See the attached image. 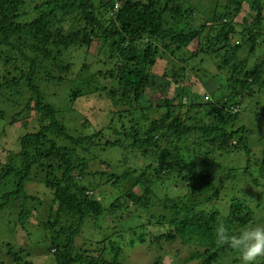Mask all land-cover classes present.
I'll use <instances>...</instances> for the list:
<instances>
[{
  "label": "trees",
  "instance_id": "16d2710c",
  "mask_svg": "<svg viewBox=\"0 0 264 264\" xmlns=\"http://www.w3.org/2000/svg\"><path fill=\"white\" fill-rule=\"evenodd\" d=\"M186 2L189 0H0V67L4 65L0 102L5 108L0 109V117L9 114L11 124L23 121L25 127L35 119L38 122L36 131L19 138L17 150L0 156V215L19 202L17 221L12 213L9 216L20 224L30 220L46 201L27 190L37 176H44L38 182L52 191L53 198L40 227L50 233L46 238L56 264H126L123 244L155 247L161 252L166 244H175L199 264L225 260L237 264L241 260L235 250L217 243L215 227L225 223L233 232L239 231L253 222V210L234 199L229 213L222 212L216 201L222 188L216 184L211 165L205 166L204 155L222 146L251 152L246 127L237 125L241 109L236 100L243 94H264V60L251 65L252 57L241 58L246 44L251 55L264 49V0H207L205 10L200 5L187 7ZM245 6L248 15L240 24L237 17ZM181 19L190 20L191 28L183 29ZM96 42L102 44L108 59H117L110 72L99 71L115 81L111 100L117 118L112 117L107 128L92 131L87 118L81 119L80 127L66 123L64 108L46 100L39 76L46 63L68 73L73 49L88 51ZM193 42L198 48L191 54L199 64H213L225 75L220 89H229V96L223 94L218 102L205 104L216 112L226 110V116L217 113L212 120L200 109L191 114L199 104L183 113L176 104L179 96L162 88L157 92L161 98L146 97V87L153 83L149 70L157 53L163 50L175 57L184 50L180 69L185 72L191 65L186 49ZM173 72L177 78L183 76L176 69ZM45 75L48 83L58 85L64 80L49 72ZM77 96V92L67 94L66 100L73 104ZM110 148L119 149L125 161H133L132 167L121 175L89 172V161L80 151L99 157L100 149ZM137 158L142 162L135 161ZM263 163L259 162L264 168ZM253 164L257 163L249 159L245 172ZM95 173L106 188L110 181L115 187L109 188L116 197L110 206L105 204L104 188L86 183ZM122 182L132 184L124 193L116 189ZM91 187L104 197L95 196ZM136 187L142 188L140 193ZM120 196L128 204L118 201ZM123 209L135 212L129 231L110 234L111 226H100L105 215L115 223ZM85 228L92 234V246L78 249L75 242ZM4 245L16 263L34 264L27 259L29 247ZM168 251L174 253V248ZM0 264L7 263L0 258ZM152 264H164L162 257ZM258 264H264V258Z\"/></svg>",
  "mask_w": 264,
  "mask_h": 264
},
{
  "label": "rangeland",
  "instance_id": "374dc122",
  "mask_svg": "<svg viewBox=\"0 0 264 264\" xmlns=\"http://www.w3.org/2000/svg\"><path fill=\"white\" fill-rule=\"evenodd\" d=\"M207 0H189L186 2V6H198V8L206 9L209 4L205 5ZM251 12V9L249 8ZM256 14V13H255ZM264 14V10H263ZM248 15L247 6L244 7V11L237 17L238 23L242 24L243 18ZM181 27L185 30L191 28V21L181 19ZM193 24L199 25L193 21ZM148 41V38L146 39ZM236 41V38L234 39ZM247 48L244 51V57H252L250 60L251 65H256L264 60V49H258L253 55L249 54L250 45L246 44ZM198 48V44L191 43L187 47L186 58L191 61V65L187 66L185 72H181L180 67L184 66L182 59L184 58V50L182 52H176L175 57L170 53H166L160 50L155 58V63L149 70L150 80L152 84L146 87V97L151 99H159L161 95L157 93L160 88L166 89L169 94L178 95L176 104L181 106V111L187 112L191 105H200V108L192 110L191 114L195 115L198 110H201V114L205 117L215 119V115L218 113L221 116H226V110L216 112L212 106L205 103H212L215 100L218 102L219 98L229 96V89L221 90V83H225V75L221 74V71L213 64L206 63L207 66L199 64L197 59L193 57L191 51ZM69 64H71V70L67 73L60 70L57 65L43 64V69L40 74V86L44 90L43 94L46 100L55 104L57 107H63L64 120L69 126L80 127L82 125L81 119L87 118L90 123V129L100 130L105 129L110 124V120L113 116L112 109L114 104L112 103V96L115 91V81L109 76L104 77L99 74L102 70L104 73L110 72L113 67L117 66V59L110 60L107 58L105 50L102 48V44L97 42L89 48L88 51L84 49H73L70 53ZM247 55V56H245ZM105 61V62H104ZM87 65L88 67H85ZM264 65V62H263ZM218 70H217V69ZM173 69L183 73L178 78L174 76ZM4 70V65L1 63L0 72ZM209 71L213 72L209 74ZM45 72L51 73L52 76H63L64 80L61 84L48 83ZM168 74V75H166ZM154 89L156 92H154ZM77 92L73 104H70L66 100L67 94ZM11 94V91L9 92ZM10 96V95H9ZM11 97V96H10ZM19 101L23 103V98L18 95ZM225 98V97H224ZM209 100V101H207ZM237 106L241 109L240 114L237 116V125H244L247 129V145L250 148V154L245 149L235 150L232 148H226L225 146L214 148V152L211 154H205L204 157L206 165H211L215 174L217 186H221V196L216 200L218 201V207L223 210V213H229L231 210V203L234 199H239L248 204L253 210V222L249 225H261L264 226V168L259 162L264 160V94L257 93L253 95L243 94L236 100ZM127 108L128 106H123ZM4 108L2 102H0V109ZM122 108V107H121ZM161 108V107H160ZM62 110V109H61ZM155 112V109H153ZM186 114V113H185ZM157 115V113H154ZM9 114L5 117H0V156H7L10 152L17 150L19 138L26 132L36 131L38 129V122L35 121L30 124L29 127L24 126L23 121L16 123H10ZM137 116V115H136ZM68 121V122H67ZM231 127V126H229ZM90 130V131H91ZM85 132H88L86 129ZM133 133V130H132ZM109 136V133H106ZM237 141V140H236ZM235 141H233L234 143ZM12 150V151H11ZM119 149L110 148L109 150H99V157L96 153L90 151H80L82 156L87 157L89 161V172H102L107 173L115 172L123 174L127 168L132 167L133 161H125L122 153H118ZM207 153V152H206ZM120 157H115V156ZM254 160L257 164H253L249 172H245L248 161ZM103 160V161H101ZM119 160V161H118ZM139 163L142 161L137 158L135 160ZM210 161V162H209ZM112 165H108V163ZM264 164V163H263ZM204 166V165H203ZM139 167V166H136ZM233 177L230 176L232 171ZM95 173V174H96ZM92 174L91 182L87 180V184L93 185L95 182L99 185V188L105 189L107 193L104 201L105 204L110 206L116 197L112 195L113 184L112 181L107 183V188L104 182L99 181L96 176ZM44 176H37L36 182H33L28 187L30 194L38 195L43 201H46L44 205L38 210L33 211V215L30 220L24 224L15 223V217L21 211L20 203L12 205V208L7 210L6 214L0 215V258H2L7 264H24L25 261L16 263L11 256L6 254L7 249L4 243H12L18 246H26L30 249L28 260H31L34 264H56L55 256L51 253L49 247L50 242L46 238V235L50 234L47 230L41 228L42 221H46L49 215V201L53 198L52 191L46 187L42 182H38L40 178ZM44 180V179H42ZM254 180L258 182L255 183ZM132 186L131 182H122L117 190L123 193ZM115 188V187H114ZM138 193L142 188L136 187ZM92 192L98 198L104 197L100 195L99 190H95L91 187ZM2 191H0L1 197ZM121 197V198H120ZM118 201L128 204L124 196H120ZM8 212L15 215L12 219ZM121 212V213H120ZM135 214L134 210H122L118 211L116 216V222L112 223L107 215L100 221V226H111L108 231L110 234L116 233L117 230L129 231L128 223ZM18 224V225H17ZM18 227H17V226ZM115 226L117 228H115ZM17 230V231H16ZM92 234L88 229L77 237L76 247L91 248L93 240ZM120 242V239L117 238ZM129 244V243H128ZM165 251H158L153 247L148 249L145 245L127 246L123 244L124 261L126 264H152L158 256H161L164 264H199V260H192L190 252L181 249L178 245H171L174 248V253L169 252L168 248L172 247L168 244L165 245ZM179 247V248H178ZM157 250V251H156ZM121 256V255H120ZM214 264H235L232 260L227 262L226 260L221 263ZM237 264H241V260Z\"/></svg>",
  "mask_w": 264,
  "mask_h": 264
},
{
  "label": "clouds",
  "instance_id": "9594fccd",
  "mask_svg": "<svg viewBox=\"0 0 264 264\" xmlns=\"http://www.w3.org/2000/svg\"><path fill=\"white\" fill-rule=\"evenodd\" d=\"M215 238L220 245L235 250L241 264H258L259 259L264 258V226L251 225L233 232L225 223H219L215 227Z\"/></svg>",
  "mask_w": 264,
  "mask_h": 264
},
{
  "label": "built area",
  "instance_id": "2783aa9c",
  "mask_svg": "<svg viewBox=\"0 0 264 264\" xmlns=\"http://www.w3.org/2000/svg\"><path fill=\"white\" fill-rule=\"evenodd\" d=\"M118 8H119V5L117 4V5H116V10H118Z\"/></svg>",
  "mask_w": 264,
  "mask_h": 264
}]
</instances>
